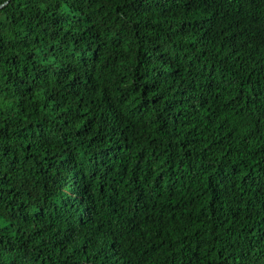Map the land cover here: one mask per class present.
I'll return each instance as SVG.
<instances>
[{"label":"trees","instance_id":"trees-1","mask_svg":"<svg viewBox=\"0 0 264 264\" xmlns=\"http://www.w3.org/2000/svg\"><path fill=\"white\" fill-rule=\"evenodd\" d=\"M0 264H264V0H0Z\"/></svg>","mask_w":264,"mask_h":264},{"label":"water","instance_id":"water-1","mask_svg":"<svg viewBox=\"0 0 264 264\" xmlns=\"http://www.w3.org/2000/svg\"><path fill=\"white\" fill-rule=\"evenodd\" d=\"M0 6H2V4Z\"/></svg>","mask_w":264,"mask_h":264}]
</instances>
